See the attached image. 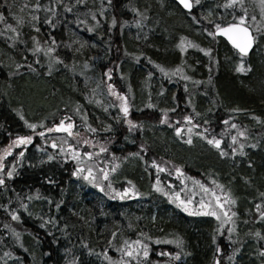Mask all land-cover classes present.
<instances>
[{
    "label": "trees",
    "instance_id": "trees-1",
    "mask_svg": "<svg viewBox=\"0 0 264 264\" xmlns=\"http://www.w3.org/2000/svg\"><path fill=\"white\" fill-rule=\"evenodd\" d=\"M34 2L0 0V12L21 33L11 48H7V42L0 39V149L5 147L10 131L13 138L21 135L17 112L13 109L27 111L25 106L33 98L35 89L25 88L35 85L39 87L36 89L40 93L39 101L49 106L38 109L33 119H53L52 123H58L68 116L71 121L79 122L75 124L79 134L88 135L90 142L102 143L108 151L102 155L99 150L95 151L93 144H83L77 138L65 135H56L61 137V140H56L57 144L67 149L64 143L67 141L81 153L92 151L93 157L83 158L82 166L85 160H90L88 163L98 169L110 168L109 162L115 154L120 166L110 178L113 187L123 191L129 187L128 181L131 180L136 189L145 195L131 200L113 199L111 195H106L109 191L107 182V191L101 192L94 184L73 176L76 161L61 159L59 148L49 147L40 158H33L35 153L29 150L19 162L14 161L17 163L16 172L6 180L5 186H0V256H3L4 251H11L13 256L4 258L8 264H68L77 256L81 264H108L98 255L102 250L107 249L108 255L118 259L120 253L116 251V246L124 239L142 238L139 233L146 232L153 237L150 241L142 238L150 245L149 260L153 264H165L170 260L160 253L179 250L174 244H157L155 239L164 241L177 235L183 238L185 251L191 255L182 257L174 264H212L217 246L223 250L216 253L221 264H259L258 259L250 256L247 246L243 245L249 237L257 239L253 233L260 221L255 205L262 202L259 193L264 192V38L258 41L255 50L247 57L252 71L237 73V53L223 40L209 37L204 32L205 28L212 30L211 20L217 23L231 22L233 15L240 14L239 8L217 7L224 0H201V4L188 14L173 0H112L111 6H107V0H104L103 9L101 0H85L83 5L77 4L76 0H62V4L58 0H39L41 4L56 9L57 14L52 17L56 27L52 28L44 23L45 17L49 15L44 9L36 13V10L25 7ZM245 3L249 15H256L259 20L260 9L256 0H245ZM64 4L71 6L73 11L67 12ZM133 8L145 12L147 19L143 22V28L135 25L134 20L139 17L132 11ZM101 10L104 15L99 14ZM209 10L213 15L205 20L204 16ZM84 11L90 13V20L79 24L76 22L77 15L84 17ZM30 13L40 17L37 23L39 32L30 28ZM75 13V20L68 22ZM91 13L97 15L100 21L98 25L92 20ZM15 16L23 17L25 23L17 25ZM112 16L118 21L114 27L110 23ZM193 16L200 20L199 24L192 19ZM125 20L129 23L121 29ZM249 23L252 21L249 20ZM90 27L95 30L88 31ZM0 30L6 31L2 23ZM61 30L70 32L65 41L57 38ZM72 30H75V34ZM32 33L42 44L45 41L50 44L53 37L57 41L56 54L61 57L63 64H55L50 75L43 66L46 60L42 52L33 54L28 51V48L33 47ZM49 33L54 36L44 35ZM181 36L188 37L201 47L213 49V56L219 64L212 65L211 84L206 83L209 58L198 49L181 53L176 47ZM21 40L26 43H20ZM125 50L135 53L139 59L126 55ZM149 57L166 68H174L183 62L185 73L193 79L185 81L182 75L164 76L149 61ZM37 59L40 60L39 64L36 63ZM85 62L88 67H85ZM16 63L24 64L25 67L16 69ZM29 63L36 68L34 73L27 67ZM108 69H112L111 80L105 75ZM148 72L153 73L151 78L147 76ZM196 80L204 83L194 84ZM108 83L114 84L120 92L128 96L131 92L134 96L129 119L136 122L138 127L129 131L119 111L118 100L107 90ZM161 87L165 89L162 95L158 94ZM97 100L100 103H96ZM189 100L192 104L188 103ZM149 102L155 107H148ZM113 103L117 106L111 107ZM237 107L245 111H229ZM77 108L82 115H87V121L79 118ZM173 108L175 111L167 114L168 122L161 124L163 113L160 110ZM197 112L200 115H196ZM184 115H191L193 123L200 125L194 132L207 128L208 135L222 138V147L226 151L234 146L231 144V135L235 134V130L224 124L231 117L230 123L247 130L249 139L239 138L246 145L244 151L247 155L242 156L237 151L234 157H221L218 150L195 135L193 143L187 144L185 140L189 125L183 121ZM256 116L261 120H255ZM85 123L97 131L90 132L84 126ZM109 124L110 130H102ZM175 126L182 127L181 136L175 134ZM254 142L258 145L256 148L251 147ZM141 144L147 151L140 148ZM137 151L143 159L129 156V153ZM49 154L57 158L48 161ZM153 159L169 171L157 172L152 165ZM12 163L7 167L10 168ZM174 166H181L185 177L178 176ZM157 176L168 192V184L175 187L183 182L193 185L187 177H194L210 188H216L213 180L224 184L237 200L233 210L238 213V242L232 244L228 240L227 226L221 235L216 231L219 225L215 219L184 213L169 197L157 192L152 187ZM49 180L54 183H49ZM29 196L31 200L27 199ZM61 200L63 203L57 209L55 205ZM21 203L28 205L27 211L20 207ZM13 210L20 215L19 221L11 219ZM153 216L156 217L155 221L152 220ZM52 218H55L56 223H48ZM5 225L9 227L5 228ZM12 228L21 232L23 248L16 242ZM112 232L117 233L115 240H112ZM83 242L93 248L96 254L89 255ZM235 247H239L240 251L234 262H230L227 257ZM65 249L70 251L66 252Z\"/></svg>",
    "mask_w": 264,
    "mask_h": 264
},
{
    "label": "snow or ice",
    "instance_id": "snow-or-ice-1",
    "mask_svg": "<svg viewBox=\"0 0 264 264\" xmlns=\"http://www.w3.org/2000/svg\"><path fill=\"white\" fill-rule=\"evenodd\" d=\"M258 6H259V16L260 19L257 20L256 15H249L248 8L246 7L245 0H224V3L218 4L217 7H222L225 9H232L235 10L239 8L240 14L233 15V18L231 22H220L217 23L215 20L209 21V23L212 25V30H209L208 28L204 29V32L207 33L209 37H217L222 36L227 39L228 42L232 45V47L236 50V53L238 55V62L235 64V71L237 73H249L252 71V65L247 62V57L249 56L250 52L254 49V46L258 44V41L262 38H264V0H256ZM58 3L62 4V0H58ZM77 4L83 5L85 3V0H76ZM112 0H107V6H111ZM179 4L183 6L184 9H187L191 11L194 7V5H200L201 0H179ZM25 7H30L31 9L36 10V13H38L41 9H44L49 15H47L44 19V23L50 25L52 28L56 27V23L53 22L52 17L56 16V9L54 7H49L48 5L41 4L39 0H35L34 3L27 4ZM63 7L67 12H72L73 8L69 5L64 4ZM105 7L104 0H101V9ZM132 11L136 13L138 19L134 20L135 25L138 28H143L144 24L143 22L147 19L145 12L141 11L139 8H133ZM100 15H104V11L101 10ZM31 15V26L35 29L36 32L40 31V28L37 26V23L39 22V15L35 13H30ZM213 15L212 11L209 10L207 15L204 16L205 20H208L209 17ZM91 18L95 23L98 25L100 21L97 19V15L95 13H91ZM192 19L199 24L200 20L197 19L196 16H193ZM223 19V18H221ZM249 20L252 21V23H249ZM15 21L17 25H23L25 23L24 18L21 16H15ZM77 23H81L79 19L76 21ZM0 23L3 24L4 29L7 31L0 30V35L8 36L9 33H11V36H8V38L13 41V46H15V42L19 40L20 38V30L17 26H14L13 23H8L6 20V17L2 12H0ZM111 25L114 27L117 25L118 21L115 16L111 17L110 20ZM129 22L127 20L123 21V24L121 25V29L124 25H127ZM95 28L90 27L88 31H94ZM147 37H145L146 39ZM137 39H140L139 36H137ZM33 47L28 48V51L32 52L33 54H38L40 52L44 53V56L47 57V68L49 75L52 72V69L55 64H63V60L59 55L56 54V44L57 41L55 38H51V42L45 41L43 44L41 41L36 37H31ZM20 43H26L25 41L21 40ZM177 48H179L181 53H186L189 49H198L200 52L204 53L205 56L209 58V64L207 65L209 76L206 83L211 84L212 83V75L213 72L212 65L215 64L218 66L219 61L216 59V57L213 56V49L211 47H201L198 43L190 40L186 36H181L179 38V42L176 45ZM126 55L132 56L134 59L138 60L139 57L136 56L135 53H128L127 50H125ZM140 55H144V53H140ZM151 63L155 65V68H157L161 74L164 76H176V75H182L183 79L185 81H190L193 78L189 75H187L184 71L183 62L181 65H177L174 68H166L164 65L156 63L155 61H152L151 58H148ZM36 63L39 64L40 60L37 59ZM25 67L24 64L16 63L15 68L21 69ZM27 67L30 68L33 72L36 71V68L32 66L31 63L27 64ZM85 67H88L87 63L85 62ZM83 74V73H82ZM107 75L108 79L111 80L112 76V69H108V71L105 73ZM147 76L151 78L153 76L152 72H148ZM194 84H201L204 83L202 81L196 80L193 81ZM107 90L109 94L113 97H115L120 103H119V111L123 113L124 117V123H126L129 126V131L133 130L137 127V123L134 122L131 119H128L129 113H130V101L128 95H126L123 92H120L116 86L112 83L107 84ZM185 90L187 91V85H185ZM165 89L161 87L160 92L158 94L162 95L164 93ZM150 98V95H149ZM175 97H173L174 99ZM96 103H100L99 100L96 101ZM189 104H192V101H188ZM117 105L113 103L111 107H116ZM148 107H155L151 102H149ZM13 111H16L17 114L20 116V119L24 121L25 125L32 130H35L37 128L36 123H31L28 120L24 118V115L22 113V109H13ZM77 112H79V108L76 109ZM105 111H107V108H105ZM163 113V118L160 120L161 124L168 122V112L172 111L174 112L175 109H161L160 110ZM193 111H195V107L193 106ZM230 112L233 113H239L242 111H245L241 108H232L229 109ZM196 115H200V113H196ZM119 119V117H117ZM255 120L260 121L261 118L259 116L254 117ZM83 120L87 121V115H83ZM231 117L229 119L224 121V124L229 126L231 129L235 130V134L231 135V144L234 146H231L230 151H226L224 147H222L223 140L222 138H217L215 135H208V129L205 128L202 131H195L194 129H197L200 127L198 124L193 123V117L191 115H184L183 121L187 122L189 127H187V139L185 142L189 145L193 143V135L200 137L204 141L207 142L208 145H211L213 148L218 150V154L221 157H227L229 155L235 156L237 154V151H239L240 155H247V153L244 151L246 145L244 142H241L239 138L249 139L247 130L240 127L236 123H230ZM67 121V123H66ZM207 123V121H205ZM177 124H179V121H177ZM41 126H43V122H41ZM88 130L92 133H95L97 131L96 128L92 127L90 124L85 123L84 125ZM141 128L142 125H139ZM55 130L62 131L68 134V136L79 135V133H74V127L75 124L73 121H71V118L68 116H64L63 119L59 121V123L54 125ZM111 125H106L105 129L102 130H110ZM52 128H46V131H52ZM175 134L177 136H181L183 133V129L181 126H175L174 128ZM40 136L44 135V132L39 133ZM33 142V136L32 135H18L14 140H12L8 146L3 150L2 153H0V186L6 185V180L8 178H12L14 173L17 169V163L13 162L11 167H7L5 163V157L9 156L13 149L17 146H27L29 144H32ZM65 144H67V149H65L63 146L58 145L56 141H52L51 146L53 148H59L60 157L61 159L67 160L72 159L76 161V167L73 171L72 175L82 178L83 180L87 181L90 184H94L97 188L100 189L101 192L105 191V182H107L106 187L108 188L107 195H111L113 199L119 198L121 200L127 198L129 195L133 196H141L145 195V193H141L136 189L135 184L129 180L128 184L129 187H126L123 189V191L117 190L115 187H113V184L110 180V174L115 173L117 169L119 168L120 164L117 162L118 158L113 154L112 160L109 162L111 164L110 168L104 169L101 168L98 171L94 172V169L92 167H84L82 166V159L88 158L91 159L94 155L92 151H85L81 153V151L75 147L73 144L68 143L67 141H64ZM83 144H89L90 141L88 139H84L82 141ZM258 145L257 143H252L251 147L256 148ZM140 148L144 151H147L146 147L141 144ZM46 151V150H45ZM108 149L106 147H99V152L104 153L107 152ZM25 155L24 151H20L18 153V156L20 158H23ZM129 156H135L140 157V159H143L140 152H134L129 153ZM57 157L53 156L51 154L47 155L48 161H53ZM128 157H125L124 159H127ZM170 163V162H169ZM251 166V162H249ZM152 165L156 168L157 172L162 171H169L167 167H163L161 164L157 163L155 159L152 160ZM175 173L180 177H185V173L182 170L181 166H174ZM188 179H191L194 185V189L192 193H190L187 197L181 198L180 193L173 192L169 193L161 184V181L159 179V176L156 178V182L152 185V187L157 191L162 193L164 196L169 197V199L176 204L177 207L182 208L184 212L189 213L193 216L198 215H204V216H211L214 217L219 222V227L216 229L217 232H219L221 235H223V230L225 229V226L228 225L226 231L228 233V240L232 244H236L238 241L233 239V233L237 232V225L235 217L238 216V213L236 211L232 210V207L236 205L237 200L232 196L230 190H226L225 185L217 182L216 180H213V184L216 185V188H210L208 185L204 184L200 180H197L194 177H187ZM49 183H54V181L49 180ZM198 187L200 190V199L194 203V196H195V188ZM217 189L220 191L218 192ZM260 197L262 198L261 203H257L255 205V211L258 213L257 219L264 223V192L259 193ZM27 199L31 200L32 197L29 196ZM49 203L51 204L52 201L49 200ZM63 201L61 200L59 203L55 205L57 209H59L60 204H62ZM20 207L24 208L25 211L28 209V205L25 203H21ZM11 219L14 221L20 220V215L15 210L11 211ZM156 217L153 216L152 220L155 221ZM48 223H56L55 218H52L48 221ZM8 225H5V228H8ZM65 228H67V225H64ZM129 227H132L131 224H129ZM12 234L16 238V242L20 245V247H24L23 242L21 240V232L17 230L16 228L11 229ZM253 235L259 240H264V234L261 233V231L257 230L253 233ZM112 240L116 239L117 233L112 232L111 233ZM139 236L142 238H146L147 240H152L153 237L148 235L146 232H140ZM138 238L135 240L130 239H124L122 243L119 244V246H116V251L120 253V257L118 259H114L112 256L108 255V250L104 249L102 250L98 255L102 256L104 260L108 262V264H153L149 260L150 257V245L145 242V239ZM215 235L213 236V242H215ZM155 242L157 244L164 242L168 244H174L176 246L177 251L173 252H162L160 255L167 256L170 258L169 261H166L165 264H174L176 261H180L182 257L190 256L191 253L185 251L184 246V240L180 236H176L172 239H165L164 241H161L160 238H156ZM109 245H111V241L108 242ZM83 247L87 250V253L89 255L96 254L93 248H90L86 242H83ZM27 251V249H25ZM65 251H70V249H65ZM223 250L217 246L215 248V252L213 254V260L212 264H221V259L219 256L216 255V253H221ZM240 251L239 247L233 248L232 254L227 257V259L230 262H234V258L236 254ZM13 256V253L11 251H4L3 256H0V261H3V264H8L7 260H5V257H11ZM259 256L261 258L260 264H264V246H261L259 248ZM68 264H81L80 258L74 257L72 260L68 261ZM158 264V262H157Z\"/></svg>",
    "mask_w": 264,
    "mask_h": 264
},
{
    "label": "rangeland",
    "instance_id": "rangeland-1",
    "mask_svg": "<svg viewBox=\"0 0 264 264\" xmlns=\"http://www.w3.org/2000/svg\"><path fill=\"white\" fill-rule=\"evenodd\" d=\"M54 3H56L55 1H54ZM74 15H77L76 13L74 14ZM75 19L74 18H71L70 19V21L72 22V21H74ZM30 28H31V30H35L32 26H30ZM7 31V30H6ZM72 33L73 34H75V30H72ZM61 34V35H60ZM12 34L11 33H9L8 34V36H11ZM67 35H70V32H69V30H61V33H58V38H60V40L61 41H65L68 37H67ZM8 36H4V35H0V39L1 40H4V41H6L7 42V44H8V47L7 48H11V46H13V41H11L9 38H8ZM32 36H33V33H32ZM20 50V49H19ZM42 55H43V57H44V59L46 60L45 61V65H43L45 68H46V72L48 73V68H47V57H45L44 56V53L42 52ZM34 73V72H33ZM106 77H107V75H106ZM28 78V77H27ZM108 78V77H107ZM30 80V79H29ZM33 82V81H32ZM125 84L126 85H128V82L127 81H125ZM29 86V88L28 87H26L25 85H23V87L25 88V90H33V89H35L34 91H33V98L30 100V102H28L27 103V105L25 106L26 108H27V111L25 112V111H22V113H23V115H24V118L26 119V120H28L29 122H31V123H36L38 126H37V128L35 129V130H32V129H29L28 127V129L32 132V136H33V138H36V142L34 143V148L32 149L35 153H36V155H33L32 157L33 158H40L41 157V155L42 154H44L45 153V150L46 149H48L49 147H50V145H51V142H50V140H52V141H55V140H57V139H59V140H61V137L60 138H58V137H55L54 135H52V133H51V131H46V128H52L53 129V126L55 125V124H57V123H52L53 122V119H39V118H36V119H33V117L35 116V114H36V111L38 110V109H40V108H45V107H47V106H49V105H45V104H43L41 101H39L40 99L38 98V95L40 94L39 93V91H37L36 89H39V87L38 86H30V85H28ZM41 86V85H40ZM36 87V88H35ZM43 92H44V90H43ZM30 94H32V92H30ZM129 101H130V105H131V107H130V110L132 111V109H133V105H132V100L129 98ZM119 102V101H118ZM120 103V102H119ZM119 103H118V106H119ZM76 113L79 115V118L81 119V120H83V115L80 113V112H77L76 111ZM63 119V118H62ZM41 122H43V126H41ZM49 123H51V125L50 126H48V124ZM59 123V122H58ZM66 123H67V121H66ZM79 122H74V124H78ZM138 127V126H137ZM40 132H44L46 135H45V137H40V135H39V133ZM80 133L79 131H77V129L74 127V133ZM47 134H50L51 136H48ZM43 138V139H39L38 140V138ZM70 138L71 137H75V138H77V140L79 141V142H81L82 143V141L84 140V139H87L88 138V135H86V134H79V135H73V136H69ZM90 144H93V147L95 148V151L97 152V150H99V147H101V146H103L104 147V145L102 144V143H99V142H95V143H93V141L92 142H90ZM3 150H4V148H2L1 150H0V153H2L3 152ZM100 153V152H99ZM102 155H104V154H106V152H104V153H101ZM86 162V161H85ZM93 164V163H92ZM94 165V164H93ZM86 167H92L93 169H94V172L95 171H98L99 169L94 165V166H92V165H89V163L87 164V166ZM107 169V168H106ZM112 174L113 173H111L110 174V178H112ZM168 188H170V185H169V187ZM193 189H194V186L193 185H187L186 184V182H183L182 183V185H178V186H173L172 185V187H171V189H170V193H173V192H178V193H180V196H181V198H185V197H187L190 193H192V191H193ZM195 196H194V203L196 202V201H198L199 199H200V195H201V193H200V191H199V189H197V187L195 188ZM129 197V196H128ZM175 206H176V204L175 203H173ZM236 205H237V203H236ZM235 205V206H236ZM235 206H233L232 207V210H233V208L235 207ZM177 207V206H176ZM178 209H180V210H182L183 211V209L182 208H179L178 207ZM234 211V210H233ZM184 212V211H183ZM184 213H187V212H184ZM189 214V213H188ZM202 216V215H201ZM206 217H210V218H213V219H215L214 217H211V216H206ZM236 218L237 217H235L234 219L236 220ZM216 220V219H215ZM217 221V220H216ZM217 224L219 225V222L217 221ZM236 225H237V232L236 233H233V239L234 240H237V238H238V236L240 235V232H239V228H238V224H237V222H236ZM227 227H228V225H226ZM256 227H257V230H259V231H261V233L262 234H264V223H262V222H260L259 224H257L256 225ZM256 230V231H257ZM251 236V235H250ZM254 238H257V237H255V236H253ZM259 244V245H258ZM244 247H246L247 246V251L249 252V255L251 256V255H253V256H255L257 259H258V263L260 264V260H261V258H260V256H259V252H258V247H261V246H264V240H259V238H257V239H252V238H247V240L245 241V245H243ZM31 264H32V262H31Z\"/></svg>",
    "mask_w": 264,
    "mask_h": 264
},
{
    "label": "flooded vegetation",
    "instance_id": "flooded-vegetation-1",
    "mask_svg": "<svg viewBox=\"0 0 264 264\" xmlns=\"http://www.w3.org/2000/svg\"><path fill=\"white\" fill-rule=\"evenodd\" d=\"M46 37H49V36H54V34L52 33H49V34H44ZM17 117L19 119V128H20V132H21V135H31L32 132L27 128V126L25 125L24 121L20 119V116L17 114ZM46 134L44 133L43 136H45ZM16 138V137H15ZM15 138L12 137V131L9 132V134L7 135V138H6V145H5V148L8 146V144L14 140ZM36 142V138H33V142L32 144H29L27 146H17L13 149L12 153L5 157V162H8V160L11 158V159H14L15 156L20 152V151H24L25 154H27L29 152V150H32L34 148V143ZM4 148V149H5Z\"/></svg>",
    "mask_w": 264,
    "mask_h": 264
},
{
    "label": "water",
    "instance_id": "water-1",
    "mask_svg": "<svg viewBox=\"0 0 264 264\" xmlns=\"http://www.w3.org/2000/svg\"><path fill=\"white\" fill-rule=\"evenodd\" d=\"M174 1L177 2V3L179 4V0H174ZM179 5H180V4H179ZM180 6L183 8L182 5H180ZM183 10H185L186 12H192L193 9H192L191 11H189V10L183 8ZM217 37H218V38H221L222 40H224L225 42H227V43L232 47V45L230 44V42H228L227 39H226L225 37H222V36H217ZM232 48H233V47H232ZM233 49H234V48H233ZM234 50H235V49H234ZM253 50H254V49H253ZM253 50H252V51H253ZM235 51H236V50H235ZM252 51H251V52H252ZM251 52H250V53H251ZM55 132H56V133H65V132L57 131V130H55Z\"/></svg>",
    "mask_w": 264,
    "mask_h": 264
}]
</instances>
